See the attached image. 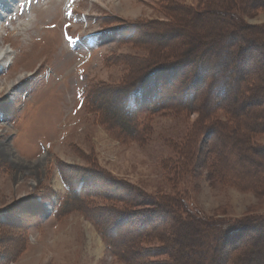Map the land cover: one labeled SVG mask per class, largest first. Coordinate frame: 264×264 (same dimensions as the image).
Segmentation results:
<instances>
[{"label": "rangeland", "instance_id": "374dc122", "mask_svg": "<svg viewBox=\"0 0 264 264\" xmlns=\"http://www.w3.org/2000/svg\"><path fill=\"white\" fill-rule=\"evenodd\" d=\"M253 2L79 0L33 9L28 41L0 32V264H264L263 232L211 246L264 222Z\"/></svg>", "mask_w": 264, "mask_h": 264}, {"label": "bare ground", "instance_id": "6f19581e", "mask_svg": "<svg viewBox=\"0 0 264 264\" xmlns=\"http://www.w3.org/2000/svg\"><path fill=\"white\" fill-rule=\"evenodd\" d=\"M78 1L79 0H49V2H47L46 4L43 5V8H42V6H38L36 8L41 7L42 8L41 10L48 13L51 9L50 7L51 6L55 7L57 5V3H60V6L63 5L62 7H64V8H70L75 2H76L75 4H77ZM13 2L16 4L18 3V1H14V0H0V5L2 6V8L9 9L10 4H12ZM26 2L28 3V0H26ZM65 2H66V4H65ZM36 8L35 7L32 8V6H31L29 15L30 14L33 15V12H34L33 9H36ZM73 9H75V8H73ZM73 9H71L70 11L73 12L74 11ZM19 10H22L21 6H19ZM19 10L16 13H12V11H8L3 18H0V24L2 25V27L0 28V32L3 30H5V32H6L7 27L5 25V21L7 19L8 22H11V25L13 27L12 31L10 30L11 32H9V30H7L8 34H10V33L16 34L18 37L22 38V40L25 42V41L29 40L28 36L30 37V35H28V34L30 32H33V30L35 32V30H36L35 27H36L38 20L36 18L32 19L30 16H28V17H30L28 19L26 18L27 16L26 17L24 16L25 18L24 17L20 18V11ZM26 11H27L26 9H23V13H25ZM56 14L55 15L53 14V15L56 16ZM15 17H19V19H18V20H20L19 24H18V22L17 23L15 22ZM36 17H37V15H36ZM21 19L22 20L26 19V20H24V21H22V23H20ZM7 37H8V35L6 34V38ZM27 38H28V40H26ZM4 39L5 38H3V36L1 35L0 36V45H2V41H5ZM10 55H11V53L3 51V48L0 47V65H1V68L3 67L2 68L3 70L5 69V64L8 62V60H9L8 58ZM9 65H11V63ZM4 82H6V83L1 84L2 82L0 81V91L1 90L5 91V92L6 91L7 92L13 91V90H15L16 85L18 84V83H15V81L12 82V81L5 80ZM1 86H3L4 89H1ZM7 152H9V151H7Z\"/></svg>", "mask_w": 264, "mask_h": 264}, {"label": "trees", "instance_id": "16d2710c", "mask_svg": "<svg viewBox=\"0 0 264 264\" xmlns=\"http://www.w3.org/2000/svg\"><path fill=\"white\" fill-rule=\"evenodd\" d=\"M238 1V3L243 4L244 2H250V4H254L253 1L256 0H236ZM257 3V2H256ZM249 4V5H250ZM220 13V12H219ZM234 12L231 13L230 11H225L224 13L221 12L220 17L223 18V21H228L229 24L231 22V19H234ZM238 22L234 20V25L239 27L240 29H243V25H239L237 24ZM254 43V42H253ZM229 52H227V54L225 56H223L224 58H226L228 56ZM227 59V58H226ZM241 73V71L239 72ZM224 96V95H223ZM221 99V98H220ZM218 100L219 101H224L222 98V100ZM235 227V226H234ZM231 227L230 229H226V231L223 232L222 231L218 233V236H212V255H215V258H217V254L219 252H221V254H223V252L226 250V248L228 249L229 252H232L235 250V247L239 245V243H241V241L243 240V238L245 236H251L252 233L254 234H259V233H264V222L261 223H253L250 221L247 222H240L238 226H236L235 228ZM214 232H216L215 229L212 228V235H214ZM210 246V245H208ZM196 249H200V245L198 247H196ZM220 254V253H219ZM220 254V255H221ZM212 261V259H211Z\"/></svg>", "mask_w": 264, "mask_h": 264}]
</instances>
